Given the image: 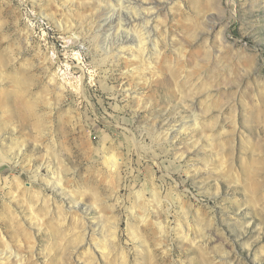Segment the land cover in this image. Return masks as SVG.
Listing matches in <instances>:
<instances>
[{
	"label": "rangeland",
	"instance_id": "1",
	"mask_svg": "<svg viewBox=\"0 0 264 264\" xmlns=\"http://www.w3.org/2000/svg\"><path fill=\"white\" fill-rule=\"evenodd\" d=\"M101 1L0 0V264H264V0Z\"/></svg>",
	"mask_w": 264,
	"mask_h": 264
},
{
	"label": "bare ground",
	"instance_id": "2",
	"mask_svg": "<svg viewBox=\"0 0 264 264\" xmlns=\"http://www.w3.org/2000/svg\"><path fill=\"white\" fill-rule=\"evenodd\" d=\"M101 1V0H100ZM103 2L107 3V4H111V3H116L120 0H102ZM101 1V2H102ZM127 4L125 6V10L123 11L122 14H125V18H118L115 19L114 18V14H111L110 16L105 17L103 21V25H100L98 27V33L100 32H105L108 36V38L112 37L113 33V24L114 21L116 20V24L119 25V28L122 29V32L125 33L127 35V33L133 29L135 27V22L144 20L146 18H149L150 16H154L157 14V10H154V7L158 5V3L160 2V0H126L125 1ZM111 6V5H110ZM154 6V7H153ZM151 7H153V9H151ZM122 14H119L118 17H121ZM116 17V16H115ZM123 22V23H122ZM106 28V29H104ZM103 34V33H102ZM101 35V34H100ZM118 38V37H117ZM120 38V37H119ZM132 39V38H131ZM128 41L127 36H125V38L119 39L116 44H122ZM55 79V78H54ZM56 81V79H55ZM57 83H60L59 81ZM63 85V84H62ZM60 86V90H64L65 87ZM73 92L78 96L79 98V103L82 104L84 103L83 100L85 99V94L84 91L82 90V88L80 87V85L77 86H73ZM59 90V87H58ZM65 92V90H64ZM61 94V93H60ZM59 94V95H60ZM116 164V163H115ZM114 164V166H115ZM58 181L57 184L59 186H61V178H57ZM147 212V211H146ZM145 222V221H144ZM98 242L94 245H89V246H93L94 249L100 254V256L102 254H104V249L105 247H103L102 245H100ZM88 247V245H87ZM108 253V251H107Z\"/></svg>",
	"mask_w": 264,
	"mask_h": 264
}]
</instances>
